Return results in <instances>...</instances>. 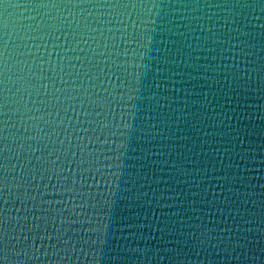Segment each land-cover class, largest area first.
I'll return each mask as SVG.
<instances>
[{
  "label": "water",
  "instance_id": "obj_1",
  "mask_svg": "<svg viewBox=\"0 0 264 264\" xmlns=\"http://www.w3.org/2000/svg\"><path fill=\"white\" fill-rule=\"evenodd\" d=\"M53 15L101 19L102 30L65 53L74 75L61 87L78 91L60 100L74 106L80 166L57 205L62 240L15 264H264V0H123Z\"/></svg>",
  "mask_w": 264,
  "mask_h": 264
},
{
  "label": "snow or ice",
  "instance_id": "obj_2",
  "mask_svg": "<svg viewBox=\"0 0 264 264\" xmlns=\"http://www.w3.org/2000/svg\"><path fill=\"white\" fill-rule=\"evenodd\" d=\"M122 2L0 0V264H15L14 257L19 256L39 259L42 251L47 254L58 248L62 238L57 205L72 190L74 173L80 166L75 159L78 146L71 139L76 125L69 108L74 106L66 107L60 100L61 95L76 99L74 92L78 91L61 87L68 84L66 76L74 75L69 71L74 65L65 53L75 52L74 43L84 38L86 29L102 30L103 21L88 17L70 21L68 17L54 16L53 11L115 7ZM9 8H22L24 12L11 20ZM52 19H62L67 27L57 28L50 23ZM62 38L63 43H59ZM41 48L43 54L33 51ZM75 75L79 77L80 73ZM13 97L17 107L12 114L21 118V124L16 126L14 143L18 151L14 165L6 163L9 101ZM9 168L15 172L11 188ZM17 168L19 171H15ZM6 195L13 197L17 212L11 221L6 215Z\"/></svg>",
  "mask_w": 264,
  "mask_h": 264
}]
</instances>
